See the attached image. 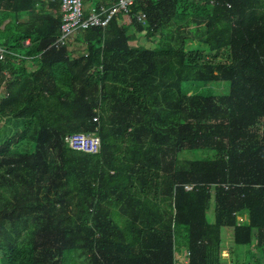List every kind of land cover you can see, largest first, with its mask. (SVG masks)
Listing matches in <instances>:
<instances>
[{"label":"trees","instance_id":"obj_1","mask_svg":"<svg viewBox=\"0 0 264 264\" xmlns=\"http://www.w3.org/2000/svg\"><path fill=\"white\" fill-rule=\"evenodd\" d=\"M212 1L135 0L55 49L62 0H0V264H229L224 229L264 264V0Z\"/></svg>","mask_w":264,"mask_h":264},{"label":"built area","instance_id":"obj_2","mask_svg":"<svg viewBox=\"0 0 264 264\" xmlns=\"http://www.w3.org/2000/svg\"><path fill=\"white\" fill-rule=\"evenodd\" d=\"M135 0H119L112 8L106 9L104 6L100 8H92L88 13L84 9V0H62L61 14L62 26L61 33L50 48L60 49L67 45V42L80 31H86L93 27L106 28L110 22L119 14V12L128 13L129 7L134 5ZM222 0H213V4H220ZM229 6V5H228ZM138 21L146 24V14L142 13L138 17ZM30 44L26 41L25 45ZM4 48H0V59H5ZM94 121H98L97 118ZM66 143L73 150L84 152L86 154H98L101 150L100 138L96 135L73 134L66 137ZM191 190V187H187ZM240 221L243 219L238 218ZM189 253L183 256H178L181 260H185Z\"/></svg>","mask_w":264,"mask_h":264},{"label":"rangeland","instance_id":"obj_3","mask_svg":"<svg viewBox=\"0 0 264 264\" xmlns=\"http://www.w3.org/2000/svg\"><path fill=\"white\" fill-rule=\"evenodd\" d=\"M94 5L89 6V7H95ZM28 17H29L28 14H24L21 17V19L25 20ZM5 23H6V21L4 22V24ZM4 24H3L2 28L4 27ZM146 36L147 35H144V34L140 35V37L143 39H141L137 42V46H145L147 48L154 47L153 43L150 42ZM69 48L72 50V53H73V46L69 47ZM74 50H75L74 56H77L79 54L81 55V53L82 54L84 53V48L82 45H81V47H78V46L75 47L74 46ZM230 88H231V84L229 82H211V83L186 82L183 84V91L185 93L203 94V95L214 96V97H219V98L229 95ZM1 94H2V92L0 93V96H1ZM20 150L24 151V149L22 147H20ZM30 150L34 151V148L32 147ZM207 153H210V152H208V151L185 152L182 154V158H188V159H192V160L202 159V158L208 157ZM213 209H214V204H212V209L210 210V212H208V219L210 222L214 221ZM222 237L224 239V248H225L224 252H223V258H224V260H226L227 263L233 264V261H232L233 258H234V261L236 264H245L247 259H248V261H251V254H250V256L247 255V257H244V255H242V253L246 252V251H254L255 252V250L249 246H237L234 243L233 230L232 229H224L222 231Z\"/></svg>","mask_w":264,"mask_h":264},{"label":"crops","instance_id":"obj_4","mask_svg":"<svg viewBox=\"0 0 264 264\" xmlns=\"http://www.w3.org/2000/svg\"><path fill=\"white\" fill-rule=\"evenodd\" d=\"M228 8H232V5L231 4H229L228 3ZM8 22V20L6 21V23ZM122 22L126 25V24H128V19L126 18V17H124V19L122 20ZM5 23V24H6ZM133 32L132 33H134L135 34V40L134 41H132V45L133 46H137V42L139 41V40H141V39H143V38H141L140 37V35L142 34H144V35H146V33H138L134 28H133ZM140 34V35H139ZM147 37V36H146ZM148 38V37H147ZM149 39V38H148ZM191 43H195V44H199L198 42H194V41H192ZM73 44L75 45V47L76 46H78V47H81V44H76V43H74L73 42ZM31 46V44H28V45H26L25 47H30ZM83 48H84V46H83ZM82 56V53H81V55L79 54V55H77L76 57H81ZM27 67L30 69V70H36V69H38V67H39V65H38V63L37 62H35V61H29L28 63H27ZM1 92H3V91H1ZM0 92V93H1ZM179 256H183V255H179Z\"/></svg>","mask_w":264,"mask_h":264}]
</instances>
